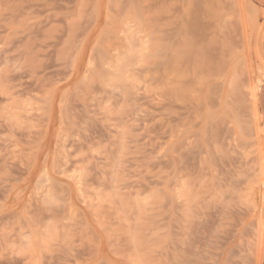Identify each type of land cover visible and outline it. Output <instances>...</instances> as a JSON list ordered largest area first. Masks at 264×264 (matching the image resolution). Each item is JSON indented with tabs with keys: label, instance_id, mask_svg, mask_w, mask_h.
<instances>
[{
	"label": "rangeland",
	"instance_id": "1",
	"mask_svg": "<svg viewBox=\"0 0 264 264\" xmlns=\"http://www.w3.org/2000/svg\"><path fill=\"white\" fill-rule=\"evenodd\" d=\"M261 72L252 0H0V264H260Z\"/></svg>",
	"mask_w": 264,
	"mask_h": 264
},
{
	"label": "bare ground",
	"instance_id": "2",
	"mask_svg": "<svg viewBox=\"0 0 264 264\" xmlns=\"http://www.w3.org/2000/svg\"><path fill=\"white\" fill-rule=\"evenodd\" d=\"M246 1H247V0H246ZM221 2H222V1H221ZM224 3H225V2H224ZM247 3H248V2H247ZM252 6H253V5H252ZM253 7H255V6H253ZM223 8H224V7H223ZM223 13H224V12H223ZM229 16H230V15H228V17H229ZM231 20H232V19H231ZM221 21H222V20H221ZM189 22H190V21H189ZM229 22H230V21H229ZM229 22H228V23H229ZM223 23H224V22H223ZM231 23H232V22H231ZM225 24H226V23H225ZM191 25L194 26L192 23H190V25H188V26H191ZM186 27H187V26H186ZM219 27H221V26H219ZM222 27H223V26H222ZM226 27H227V25H226ZM187 28H188V27H187ZM193 28H194V27H192V29H191V28H190V29L193 30ZM218 29H219V28H218ZM220 29H221V28H220ZM228 29H229V28H228ZM188 30H189V29H188ZM221 30H222V29H221ZM221 30H220V31H221ZM230 30H231V29H230ZM228 31H229V30H228ZM188 32H189V31H188ZM229 32H230V31H229ZM224 34L227 35V33H224ZM229 34H230V33H229ZM227 38H228V37H227ZM157 41H158V40H157ZM227 41H228V40H227ZM229 42H230V41H229ZM232 42H233V41H232ZM232 44H233V43H232ZM191 46H193V45L189 44L188 41H187V43H183L181 47L179 46V49L185 48V50H186L187 48H188V49L192 48ZM234 47H235V45H234ZM236 48H237V47H236ZM125 49H126V48H125ZM158 50H159V49H158ZM160 50H161V49H160ZM194 50H198V49L196 48V49H194ZM227 50H228V49H227ZM156 51H157V50H156ZM192 51H193V50H192ZM159 52H160V51H159ZM130 54H131V53H130ZM197 54H198V52H197ZM132 55H133V54H132ZM195 55H196V53H195ZM171 59H172V58H171ZM117 60H118V59H117ZM197 60H198V59H197ZM118 61H119V60H118ZM121 61H122V60H121ZM225 61H226V60H225ZM115 62H116V60H115ZM115 62H114V63H115ZM241 62H242V60H241ZM117 63H120V62H117ZM117 63H116V64H117ZM238 63H239V62H238ZM238 63H237V64H238ZM245 63H246V62H245ZM239 64H240V63H239ZM113 65H114V64H113ZM168 65H169V63H168ZM114 68L116 69V67H114ZM241 68H242V67H241ZM171 69H172V68H171ZM171 69L169 70V72L171 71ZM116 70H118V69H116ZM261 70H262V69H261ZM242 71H243V69H242ZM118 72H119V70H118ZM170 73H171V72H170ZM242 73H243V72H242ZM262 73H264V72H261V74H262ZM237 74H238V73H237ZM260 76H261V75H260ZM120 77H121V76H120ZM242 77H243V76H242ZM261 77H262V76H261ZM263 77H264V76H263ZM263 77H262V78H263ZM116 78H118V77L116 76ZM234 78H235V77H234ZM236 79H237V78H236ZM255 79H257V78H255ZM258 79H259V77H258ZM193 80H194V79H193ZM195 80H196V79H195ZM240 80H241V79H240ZM259 80H260V79H259ZM259 80H256V83L258 82V85H259ZM235 81H236V80H235ZM235 81H232V82L234 83ZM234 85H235V83H234ZM239 85H240V84H239ZM241 85H242V84H241ZM251 85H254V84H251ZM230 86H231V85H230ZM235 86H236V85H235ZM244 86H245V85H244ZM256 86H257V84H256ZM238 88H239V86H238ZM251 88H252V86H251ZM228 89H229V88H228ZM239 89H240V88H239ZM255 89H256V88H255ZM252 90H253V89H252ZM252 90H251V91H252ZM253 92L255 93V91H253ZM229 94H230V93H229ZM255 94H256V93H255ZM255 94H254V95H255ZM254 95H253V96H254ZM225 96L228 97V95H225ZM253 96H252V97H253ZM227 97H226V99H227ZM232 99H233V98H232ZM235 99H236V98H235ZM238 99H239V98H238ZM253 99H254V98H253ZM233 101H234V100H233ZM253 101H254V100H253ZM253 101H252V102H253ZM250 102H251V101H250ZM254 102H255V101H254ZM253 104H254V103H253ZM255 104H256V103H255ZM255 104H254V105H255ZM255 109H256V107H255ZM226 110H228V109H226ZM229 110H230V108H229ZM253 110H254V109H253ZM256 111H257V109H256ZM253 112H254V111H253ZM228 113H229V112H228ZM237 114H238V113H237ZM256 114H257V113H256ZM259 115H260V113H259ZM259 115H258V117H259ZM240 117H241V116H240ZM260 117H261V116H260ZM261 118H262V117H261ZM263 119H264V118H263ZM246 122H247V121H246ZM240 126H241V125H240ZM247 128H248V125H247ZM263 131H264V130H263ZM245 133H246V132H245ZM261 145H262V144H261ZM262 146H263V145H262ZM262 146H258V147H259V149H258V151H259V152H258V153H259V154H258V155H259V156H258V159H259V160H258V161H259V167H260V172H261L260 174L263 175V176H262V177H263V178H262V183L264 184V162H263V158H262ZM261 175H260V176H261ZM261 200H262V207L264 208V193L262 194ZM259 221H260V220H259ZM258 223H259V222H258ZM261 224H263V226H264V220L262 221ZM261 227H262V226H261ZM262 229L264 230L263 227H262ZM262 229H261V230H262ZM258 232H259V231H258ZM260 232H262V231H260Z\"/></svg>",
	"mask_w": 264,
	"mask_h": 264
},
{
	"label": "crops",
	"instance_id": "3",
	"mask_svg": "<svg viewBox=\"0 0 264 264\" xmlns=\"http://www.w3.org/2000/svg\"><path fill=\"white\" fill-rule=\"evenodd\" d=\"M252 1L255 2L259 7L264 9V0H252ZM262 158H263V162H264V142H263V146H262ZM260 264H264V258L262 259Z\"/></svg>",
	"mask_w": 264,
	"mask_h": 264
}]
</instances>
